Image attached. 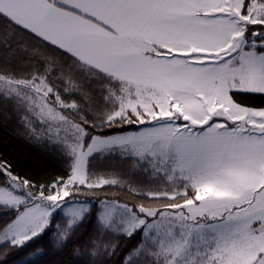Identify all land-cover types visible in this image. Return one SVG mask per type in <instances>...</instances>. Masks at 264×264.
<instances>
[{
  "label": "snow or ice",
  "instance_id": "obj_1",
  "mask_svg": "<svg viewBox=\"0 0 264 264\" xmlns=\"http://www.w3.org/2000/svg\"><path fill=\"white\" fill-rule=\"evenodd\" d=\"M250 25L264 0H0V99L68 169L37 184L0 161V207L15 212L4 264L58 210L53 243H70L91 215L73 194L121 185L93 164L117 154L176 186L129 188L162 207L98 199V229L139 236L122 264H264V106L236 99L264 96V31ZM90 247L93 262L120 251Z\"/></svg>",
  "mask_w": 264,
  "mask_h": 264
},
{
  "label": "trees",
  "instance_id": "obj_2",
  "mask_svg": "<svg viewBox=\"0 0 264 264\" xmlns=\"http://www.w3.org/2000/svg\"><path fill=\"white\" fill-rule=\"evenodd\" d=\"M252 31H264V25H250ZM10 59L11 54L0 46V62ZM237 100L243 101L252 107L264 106V96L249 95L237 96ZM23 112L17 113L11 103H4L0 99V161H7L11 165L14 174L32 180L33 182L48 183L58 176L67 175V161L60 151L49 143L34 141L26 123L23 120ZM108 131V130H105ZM96 165L94 171H103L107 175H119L122 183L119 186H105L103 191L95 194L86 193V203L90 204L91 215L83 221L79 231L72 237V241L65 247L57 248L53 243L55 225L60 221L54 218L52 230L26 242L22 248H9L7 252L8 264H122L121 257L126 255L125 249L131 250L139 243V236H123L111 231L105 233L97 228L95 214L99 209L98 199L118 200L120 203H127L130 206L145 203L149 207H162L165 201L142 200L139 195L129 191L132 189H150L155 187L168 188L173 190L171 182L159 177L145 175V171L139 165L134 164L131 159L121 158L119 154L107 157L103 162L93 161ZM0 176V182H3ZM156 180L158 184L150 183ZM36 191V189H32ZM15 218V212L0 207V230L7 226ZM59 220V221H58ZM92 241L97 243L118 244L120 251L114 256L103 253L95 258L90 257ZM39 254L32 255L37 253ZM79 252V255L77 254ZM5 257L0 255V264H4Z\"/></svg>",
  "mask_w": 264,
  "mask_h": 264
},
{
  "label": "rangeland",
  "instance_id": "obj_3",
  "mask_svg": "<svg viewBox=\"0 0 264 264\" xmlns=\"http://www.w3.org/2000/svg\"><path fill=\"white\" fill-rule=\"evenodd\" d=\"M24 115V113H23ZM27 125V124H26ZM28 129H29V134L31 136V138L34 140V141H37V142H40V143H49V144H52L50 142L47 141L46 138H41L43 136V133H41L40 135H34L32 133V131L30 130L29 126L27 125ZM37 130L39 131V127L37 126ZM129 130H135L134 128L133 129H129ZM53 145V144H52ZM175 185H174V188L173 190L175 189ZM33 191V190H32ZM172 191V189L170 190ZM75 197H76V200L79 201V202H84L86 203L85 199H86V193L84 191H80L79 193H74L73 194ZM110 200V199H108ZM88 203V202H87ZM122 204V203H121ZM100 206V205H99ZM89 207H90V204H89ZM55 217H57V219H59L58 221V224H60L61 226H63L64 224V219H63V213L61 211H57L56 214H55ZM43 234V233H42Z\"/></svg>",
  "mask_w": 264,
  "mask_h": 264
}]
</instances>
